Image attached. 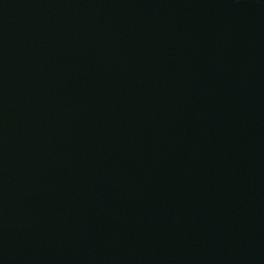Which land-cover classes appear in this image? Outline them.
<instances>
[{"label": "water", "instance_id": "obj_1", "mask_svg": "<svg viewBox=\"0 0 264 264\" xmlns=\"http://www.w3.org/2000/svg\"><path fill=\"white\" fill-rule=\"evenodd\" d=\"M0 264H264V0H0Z\"/></svg>", "mask_w": 264, "mask_h": 264}]
</instances>
